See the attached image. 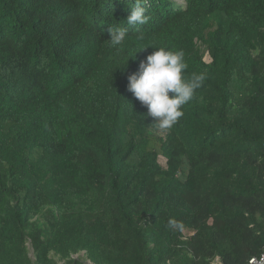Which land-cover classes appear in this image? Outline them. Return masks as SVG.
<instances>
[{
  "label": "trees",
  "instance_id": "16d2710c",
  "mask_svg": "<svg viewBox=\"0 0 264 264\" xmlns=\"http://www.w3.org/2000/svg\"><path fill=\"white\" fill-rule=\"evenodd\" d=\"M133 6L0 0V264L264 252V0H149L138 30ZM154 47L206 76L171 129L128 91Z\"/></svg>",
  "mask_w": 264,
  "mask_h": 264
},
{
  "label": "clouds",
  "instance_id": "9594fccd",
  "mask_svg": "<svg viewBox=\"0 0 264 264\" xmlns=\"http://www.w3.org/2000/svg\"><path fill=\"white\" fill-rule=\"evenodd\" d=\"M150 20L149 0H134L127 25L138 30ZM108 33L113 47L122 45L129 34L127 27H110ZM154 48L140 61L138 70L129 75L128 91L147 107L146 115L152 117L160 129H171L184 115V105L193 100L206 76L203 73L187 74L188 65L182 49Z\"/></svg>",
  "mask_w": 264,
  "mask_h": 264
},
{
  "label": "built area",
  "instance_id": "2783aa9c",
  "mask_svg": "<svg viewBox=\"0 0 264 264\" xmlns=\"http://www.w3.org/2000/svg\"><path fill=\"white\" fill-rule=\"evenodd\" d=\"M207 61H211L207 60ZM214 264H222L221 258L218 256L213 260ZM247 264H264V252L259 256H254L249 259Z\"/></svg>",
  "mask_w": 264,
  "mask_h": 264
},
{
  "label": "rangeland",
  "instance_id": "374dc122",
  "mask_svg": "<svg viewBox=\"0 0 264 264\" xmlns=\"http://www.w3.org/2000/svg\"><path fill=\"white\" fill-rule=\"evenodd\" d=\"M180 2L183 3L184 0H180ZM205 59H206V60H210V57L208 56V54L206 55ZM159 160H160V162H161L162 165H166V158H165V157L160 156V157H159ZM29 245H30V244H29ZM30 251H32V250L30 249Z\"/></svg>",
  "mask_w": 264,
  "mask_h": 264
}]
</instances>
